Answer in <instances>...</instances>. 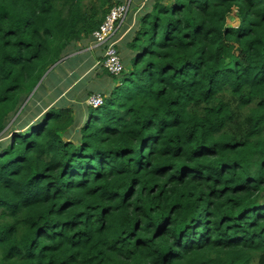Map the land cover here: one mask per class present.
Masks as SVG:
<instances>
[{"label":"trees","instance_id":"16d2710c","mask_svg":"<svg viewBox=\"0 0 264 264\" xmlns=\"http://www.w3.org/2000/svg\"><path fill=\"white\" fill-rule=\"evenodd\" d=\"M100 1L0 0V138ZM170 1L78 141L53 106L0 147V264H264V0Z\"/></svg>","mask_w":264,"mask_h":264},{"label":"crops","instance_id":"0c3cea01","mask_svg":"<svg viewBox=\"0 0 264 264\" xmlns=\"http://www.w3.org/2000/svg\"><path fill=\"white\" fill-rule=\"evenodd\" d=\"M120 1L125 2L126 0ZM150 1L133 0L131 15H129L119 30L120 49L123 54H126L127 58L134 53L128 46L140 26L142 18L140 14L143 12L150 13L153 9L155 1L148 3ZM161 3L168 4L170 2L169 0H164ZM136 14L138 16H135ZM86 51L81 57L63 58L45 76L46 78L41 82L37 91L38 96H43L44 103L41 106L45 111L53 106L67 107L69 103H62L63 100L83 103L92 94H103L108 90L112 91L117 79L106 73L105 68L101 64H98L99 60H102V52L99 49H95L92 45ZM69 106L73 107V105ZM44 110L42 109V111Z\"/></svg>","mask_w":264,"mask_h":264},{"label":"rangeland","instance_id":"374dc122","mask_svg":"<svg viewBox=\"0 0 264 264\" xmlns=\"http://www.w3.org/2000/svg\"><path fill=\"white\" fill-rule=\"evenodd\" d=\"M128 1L129 0H126L125 3H127ZM154 1L155 0H151L148 3H153ZM117 2H118V0H111L110 4H105L102 7V9H107L109 6H111L112 4H115ZM82 3H83L84 6H86V8H87V6L89 8L92 4L93 5H100L101 4V1L100 0H83ZM132 3H133V0H132ZM233 12L234 13H230L229 16H228V23L231 26H238V24H239V17H238L237 11L234 10ZM145 14H147V12L141 13L140 16L142 17ZM129 15H131V12H129ZM129 15L127 16V18L129 17ZM135 16H138V14H136ZM140 23H141V21H140ZM139 28H140V26H139ZM116 39L118 40L117 48L119 50V54L121 56V59L125 62V70L127 71L126 72V75H127L133 69L132 59L134 58V54L135 53H133L131 56H129L127 58L126 54H123L121 52V49H120V44L121 43H120V41L118 39V34L116 36ZM73 45H75V46H73ZM90 45L94 46V43H93L91 37H89L88 39H86L84 41L82 40L80 42H77V43H74V44H70L69 45L70 46V49H68V51L61 56L62 57L61 59L68 58V57H70V58L71 57H81L82 55H84L87 52L86 50H87V48ZM95 49H99V51L102 52V54H101L102 55V57H101L102 60H99L98 64H101L103 66V62H104V59H103V51H102L101 48H96L95 47ZM58 63H56V64H58ZM130 64H131V68H130ZM103 68H104V66H103ZM106 73H108V71H106ZM116 79L117 80L115 81V86L112 88V91L110 92V90H108L107 92H104L103 93L104 94L103 97L105 99L110 96V94L114 91V88L115 87L117 88L120 85L119 78H116ZM40 84H41V82H40ZM87 100H88V97L86 98L85 102H83V103H79L77 101L69 102L67 100H63L62 101V103H65V102H68L69 103L67 105V107H70L69 105H73L72 109H73L74 115H76L78 118L81 117L80 120H82V121H80L79 124L77 123L75 129H72L70 131V133H68L67 136H65L66 139L69 138V139H75L76 141L79 140L80 134H79L78 129L80 128L82 122L84 123V121L86 120L85 118L88 115V107H90L89 104H88V102H87ZM24 101H25L24 104H26L27 102H29V104L27 105V107L24 110L23 114L20 116L19 121L15 125H12V126H11V124L9 125L11 127V131L12 132L10 131L11 133H9L7 136L0 138V147H6L7 146V144H8V138L12 134H14L16 132H20V131H26L29 127H31L35 123L39 122L38 120L47 111V110L45 111L44 108L41 106L44 103L43 102V96L40 97L37 94L35 97H32V96H30V97H24ZM42 109L44 111H42ZM12 119H14V118H12ZM4 142H5V144L3 145Z\"/></svg>","mask_w":264,"mask_h":264},{"label":"built area","instance_id":"2783aa9c","mask_svg":"<svg viewBox=\"0 0 264 264\" xmlns=\"http://www.w3.org/2000/svg\"><path fill=\"white\" fill-rule=\"evenodd\" d=\"M132 0L127 3L116 4L109 9L101 25L92 34L94 47L103 51V66L109 74L114 76L122 75L125 66L117 48V34L129 12H131ZM89 106L94 108L104 104L105 98L100 93L92 94L87 100Z\"/></svg>","mask_w":264,"mask_h":264},{"label":"clouds","instance_id":"9594fccd","mask_svg":"<svg viewBox=\"0 0 264 264\" xmlns=\"http://www.w3.org/2000/svg\"><path fill=\"white\" fill-rule=\"evenodd\" d=\"M123 61V60H122ZM125 70V69H124ZM121 76V75H120ZM103 95V94H102ZM105 103V102H104ZM102 106V105H101Z\"/></svg>","mask_w":264,"mask_h":264}]
</instances>
